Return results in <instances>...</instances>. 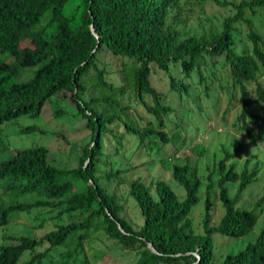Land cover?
Here are the masks:
<instances>
[{
	"label": "trees",
	"instance_id": "obj_1",
	"mask_svg": "<svg viewBox=\"0 0 264 264\" xmlns=\"http://www.w3.org/2000/svg\"><path fill=\"white\" fill-rule=\"evenodd\" d=\"M181 2L229 5L233 13L222 20L219 30L191 35L181 31L183 23L177 11ZM261 8L264 0H0V155L9 149L1 127L21 116L37 117L42 106L57 94H69L75 109L72 118L84 120L89 131V140L80 147L74 168L51 165L47 149L38 145L0 159V264H93L84 251V243L93 233L110 242L113 252L126 253L130 264H214L213 235L235 239L248 234L264 195L250 209L236 204L240 194L256 181L261 162L248 168L245 160L236 172L234 164L227 162L239 148L233 153L222 149L215 182L222 216L216 225H210V172L203 184L201 232H194L188 215L198 202L202 183L195 162L188 156L178 157L186 143L180 130L181 114L176 115L166 104L165 94L172 93L178 102L191 101L192 77L197 83H205L203 71L222 68L230 81L229 99L237 96L232 128L251 146L256 140L263 141L264 88L257 78L264 77V42L245 14L253 15ZM238 23L247 27V49L236 48L234 25ZM102 50L129 61L122 71L125 85L108 83L104 71L97 68L96 59ZM154 69L165 76V91L152 86ZM90 71L94 73L91 80ZM249 83L254 87L253 97ZM89 88L95 93L85 101L82 95ZM204 90L206 96V83ZM129 96L151 120L138 126L130 119L129 106L122 104ZM145 97L150 104L144 102ZM94 104L100 106L99 111L92 107ZM171 114L175 117L167 134L164 129ZM117 124L134 137V145L148 157L172 146L171 156L161 157L159 164L170 171L171 179L185 194L178 200L161 180L153 183L152 192L139 179L128 181V194L141 218L138 229L120 216L122 207L117 197L101 184L102 179L124 181L118 177L121 171H103L100 177L96 174L105 156L104 135L111 134L120 146L121 138L111 130ZM34 129L24 127L21 132ZM188 151L191 156L202 157L205 148L196 143ZM228 182L236 184L232 197L225 187ZM29 196L34 198L27 200ZM33 210L54 213L53 228L40 237L5 232L19 214ZM74 216L76 219H71ZM64 217L67 221L60 223ZM103 254H93L92 259L101 260ZM220 264H264V227L253 242L226 255Z\"/></svg>",
	"mask_w": 264,
	"mask_h": 264
},
{
	"label": "rangeland",
	"instance_id": "obj_2",
	"mask_svg": "<svg viewBox=\"0 0 264 264\" xmlns=\"http://www.w3.org/2000/svg\"><path fill=\"white\" fill-rule=\"evenodd\" d=\"M224 1L237 3L240 0ZM177 11L179 12L178 17H181L183 23L181 31L191 35L208 34L210 31L219 30L222 20L233 13L229 5L218 7L212 3L190 5L181 2L177 7ZM245 14L246 18L251 20L252 29L264 42V9L254 10L253 15L249 12ZM234 27L236 48H249V43L245 40V34L248 31L247 27L242 23L235 24ZM128 64L129 61L127 59L113 57L107 50H102L96 59L97 68L104 71L105 80L114 86L126 84L122 71ZM209 68V71H203V75L206 76L205 83L208 86L206 96H204L205 83H197L195 77H192L191 80L193 86L191 101L178 102L172 93L166 92L165 94L166 104L172 108L176 115L181 114L182 128L180 130L186 139V143L177 152L178 157L188 156L191 162H195L202 183L197 192L198 202L188 215L191 221V229L197 233L201 232L200 220L203 213L204 199L203 184L207 182L206 176L210 172H212L210 179L213 184V188L210 191V225H216L223 213L222 206L217 199L215 186L218 178L217 162L223 157V148L229 153H233L237 147L239 148L237 155L227 162L234 164L236 172L242 169L245 160H247L248 168L256 161L261 162L256 181L240 194V199L236 206L250 209L256 205V200L264 195V140H256V144L251 146L244 136L232 128L231 124L238 109L237 96L236 99H229L230 81L225 71L218 67ZM92 74H94L92 71L88 73L89 80L92 79ZM125 75L128 77L127 71ZM178 75L176 76L177 78L180 76ZM257 81L264 88V77L259 76ZM151 84L160 91L166 90L165 76L156 69L152 72ZM247 88L253 97V84L249 83ZM94 93V90L89 88L82 95V99L87 101L91 96H94ZM68 96V93L65 95H54L49 102L42 106L37 117L21 116L3 125L1 127V136L9 149L0 155V159L8 158L16 150L38 145L47 149L48 161L51 165L58 168L76 167L80 147L89 140V131L84 127V120L76 121L72 118L75 109ZM144 102L150 104L149 99L146 97ZM122 104L129 106L127 114L138 126L143 125L145 121L151 120L144 108L136 101H132L130 96ZM195 106H198V108ZM92 107L96 111L100 110L99 105L94 104ZM53 111H56L54 115ZM175 114H171L167 119L164 129L167 134L171 131ZM24 127H34L35 129L30 133H24L21 132ZM111 130L116 136L121 138L120 146L112 139L111 134L104 135L103 152L105 156L101 157L102 164L96 174L100 177L103 175V171H121L118 177L124 181L111 180L107 182L106 179H102L101 184L117 197L118 203L122 207L120 216L132 228L138 229L141 225V218L133 199L128 194V181L139 179L152 192L153 183L156 180H161L170 187L178 200L184 198V190L171 179L170 171L159 164L161 157L171 156L172 146L170 144L164 147L157 156L148 157L141 148L134 145V137L124 133L119 124L111 126ZM196 143L202 144L205 148V153L202 157L191 156L188 151L189 147ZM225 187L229 196L232 197L236 184L228 182ZM33 198L34 196H29L26 199L32 200ZM255 212H258L259 216L248 234L235 239L218 234L213 235L212 262L214 264H220L226 255L235 254L248 243L254 241L261 228L264 227V202L255 209ZM41 219L44 221L39 226ZM71 219H76V217H71ZM66 221L64 217L60 223ZM55 222L54 213H48L46 210H33L28 214H19L9 224L5 232L10 235L28 233L34 237H40L44 232L52 229V223ZM110 245V242L106 241L102 235L93 233L91 239L84 243V251L89 259L94 262L93 264H130L129 257L125 255L126 253L118 255L112 251ZM101 252H104L103 259H92L93 254H100Z\"/></svg>",
	"mask_w": 264,
	"mask_h": 264
},
{
	"label": "water",
	"instance_id": "obj_3",
	"mask_svg": "<svg viewBox=\"0 0 264 264\" xmlns=\"http://www.w3.org/2000/svg\"><path fill=\"white\" fill-rule=\"evenodd\" d=\"M90 33L92 34V36H93L95 39H97V36L94 34V31H93V29L91 28V26H90ZM97 135H98V133L95 132V137H97ZM87 161H88V160H86V161L84 162V166H86ZM118 229L122 232V230H121L120 227H118ZM148 249H149L152 253H155L154 249L152 248V246H151L150 244H148Z\"/></svg>",
	"mask_w": 264,
	"mask_h": 264
}]
</instances>
